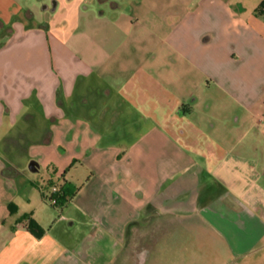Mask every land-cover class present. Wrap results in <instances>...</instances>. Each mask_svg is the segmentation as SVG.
<instances>
[{
	"label": "crops",
	"instance_id": "0c3cea01",
	"mask_svg": "<svg viewBox=\"0 0 264 264\" xmlns=\"http://www.w3.org/2000/svg\"><path fill=\"white\" fill-rule=\"evenodd\" d=\"M134 3L133 19L122 2L103 13L102 64L0 0V120L94 134L87 181L63 176L67 239L7 203L0 264H124L129 244L138 264H264V0Z\"/></svg>",
	"mask_w": 264,
	"mask_h": 264
},
{
	"label": "rangeland",
	"instance_id": "374dc122",
	"mask_svg": "<svg viewBox=\"0 0 264 264\" xmlns=\"http://www.w3.org/2000/svg\"><path fill=\"white\" fill-rule=\"evenodd\" d=\"M22 6L24 12H29L32 20L29 25L42 24L50 32H59L60 28L73 33L72 49L77 57L86 59L92 57L94 62L103 64V13L111 19L113 13L110 1L128 4L123 9V16L129 20L138 13L135 1L140 0H63L68 18L55 17L47 9L53 6V1L62 0H14ZM133 1V2H132ZM143 1V0H141ZM134 8V9H133ZM141 9V7H139ZM133 11V12H132ZM62 26V27H61ZM96 104V103H95ZM98 107L100 99L97 102ZM98 121L97 119H94ZM5 124L0 129V218L3 217L7 203L14 204L17 219L24 221L25 213L21 210L28 201L32 204V211L44 225L53 226V233L60 235L64 229H71L69 221L62 216L76 215V207L65 205L55 207L50 202H45L41 196L44 186L49 182L65 185L63 176L75 186L85 183L89 175L83 167L87 156V144L92 142L94 134L87 131L67 133L65 130L53 133L46 127V120H31L26 127L25 120H18L16 125L10 127L8 119L0 120ZM83 121V120H82ZM48 122L52 123L51 120ZM24 124V125H23ZM51 125V124H50ZM48 124V126H50ZM44 127V128H43ZM37 164V169L32 170L31 165ZM46 193V192H45ZM63 208V209H62ZM85 230L82 227L73 230L75 235H80ZM95 238H92V241ZM141 247H133L131 244L125 249L124 264H138L137 254ZM195 264V263H191ZM197 264H219L205 260Z\"/></svg>",
	"mask_w": 264,
	"mask_h": 264
},
{
	"label": "trees",
	"instance_id": "16d2710c",
	"mask_svg": "<svg viewBox=\"0 0 264 264\" xmlns=\"http://www.w3.org/2000/svg\"><path fill=\"white\" fill-rule=\"evenodd\" d=\"M264 6V3L262 4V7ZM260 12V10H259ZM52 186L54 185H47L44 187V191L50 189ZM59 192L57 194V198H58V204L57 206L55 207H62L64 206L68 201H70V199L72 197L75 196V192L69 190V189H66L65 188V185L63 186H59ZM44 197L45 199L47 200V197L45 195V192H44ZM14 206V204H10V207ZM12 210V209H11ZM28 219V229L30 231H32V233L34 235H36L37 237H40L43 233H44V230L40 227V225L35 222L33 219H31L29 216L26 218Z\"/></svg>",
	"mask_w": 264,
	"mask_h": 264
},
{
	"label": "built area",
	"instance_id": "2783aa9c",
	"mask_svg": "<svg viewBox=\"0 0 264 264\" xmlns=\"http://www.w3.org/2000/svg\"><path fill=\"white\" fill-rule=\"evenodd\" d=\"M59 190H60L59 186H57L55 184L50 189L45 191L46 192L45 195L47 197V200L50 202V204L52 206H57V204H58L57 194H58Z\"/></svg>",
	"mask_w": 264,
	"mask_h": 264
},
{
	"label": "water",
	"instance_id": "95a60500",
	"mask_svg": "<svg viewBox=\"0 0 264 264\" xmlns=\"http://www.w3.org/2000/svg\"><path fill=\"white\" fill-rule=\"evenodd\" d=\"M37 166H38L37 164L33 163V164L31 165V169H32V170H36V169H37Z\"/></svg>",
	"mask_w": 264,
	"mask_h": 264
}]
</instances>
